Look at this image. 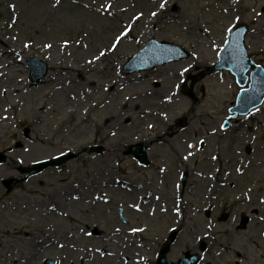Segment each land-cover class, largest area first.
<instances>
[{"label": "rangeland", "instance_id": "obj_1", "mask_svg": "<svg viewBox=\"0 0 264 264\" xmlns=\"http://www.w3.org/2000/svg\"><path fill=\"white\" fill-rule=\"evenodd\" d=\"M240 22L264 67V0H0V264H155L178 227L173 261L208 238L203 264H264V104L224 129L240 86L208 73ZM151 39L190 55L125 73ZM28 57L47 62L43 82L30 84ZM137 143L146 167L127 154Z\"/></svg>", "mask_w": 264, "mask_h": 264}, {"label": "water", "instance_id": "obj_2", "mask_svg": "<svg viewBox=\"0 0 264 264\" xmlns=\"http://www.w3.org/2000/svg\"><path fill=\"white\" fill-rule=\"evenodd\" d=\"M246 33L247 29L243 24L232 32L231 38L223 51L221 61L214 67L228 68L232 70L236 74L238 82L241 85H245L247 82L245 73L251 67L253 68V71L251 73L250 88L243 89L241 91L237 106L231 110L232 112H236L237 114L249 112L252 108L260 105L264 100V69L253 64V62L249 58L244 46V38ZM187 56V52L181 47L166 42H157L155 39H152L147 43L146 47L143 50L139 51L130 59V61L125 65L124 71L127 73L138 71L140 72L143 70L151 69L159 64H164L172 60H178ZM28 63L32 70L31 77L34 84L39 82L47 75L48 67L47 64L42 60L30 58L28 59ZM183 92L194 97L193 92L191 90H187V88H184ZM131 152L134 153L141 162H148L146 148L143 145L140 144L133 147L131 149ZM74 157L75 155L71 153L55 160L37 163L31 167H21L20 170L27 173L33 171H35V173H39L46 167L66 162L70 160V158ZM5 159L6 157L3 155V153H0V162L4 161ZM21 180L23 179H18L17 181ZM14 181V178H10L4 181L6 187L9 190L12 189V183ZM173 240L174 235L173 237H171V241ZM169 245L170 242L166 243L161 250L160 258L158 261L159 264H173L166 257L167 253L169 252ZM194 261L197 262V259Z\"/></svg>", "mask_w": 264, "mask_h": 264}, {"label": "bare ground", "instance_id": "obj_3", "mask_svg": "<svg viewBox=\"0 0 264 264\" xmlns=\"http://www.w3.org/2000/svg\"><path fill=\"white\" fill-rule=\"evenodd\" d=\"M0 125H2V124H0ZM61 130V129H60ZM40 140V139H39ZM185 147H186V149L188 148V143H185ZM38 246L40 245L41 246V243L40 242H38V244H37ZM34 251L36 252V249H34ZM32 257H34V255H32ZM21 260V259H20ZM27 260V259H26Z\"/></svg>", "mask_w": 264, "mask_h": 264}, {"label": "flooded vegetation", "instance_id": "obj_4", "mask_svg": "<svg viewBox=\"0 0 264 264\" xmlns=\"http://www.w3.org/2000/svg\"><path fill=\"white\" fill-rule=\"evenodd\" d=\"M198 246H199V245L197 244V245H196V248H198ZM192 250H195V248H192ZM196 250H197V249H196Z\"/></svg>", "mask_w": 264, "mask_h": 264}, {"label": "snow or ice", "instance_id": "obj_5", "mask_svg": "<svg viewBox=\"0 0 264 264\" xmlns=\"http://www.w3.org/2000/svg\"><path fill=\"white\" fill-rule=\"evenodd\" d=\"M165 2H166V0H165ZM163 6V5H162ZM155 14V13H154Z\"/></svg>", "mask_w": 264, "mask_h": 264}]
</instances>
